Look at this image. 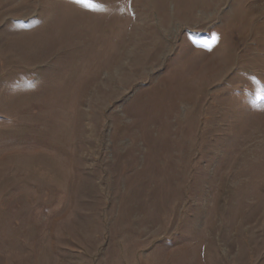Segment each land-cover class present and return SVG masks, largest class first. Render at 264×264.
<instances>
[{
  "label": "rangeland",
  "instance_id": "obj_1",
  "mask_svg": "<svg viewBox=\"0 0 264 264\" xmlns=\"http://www.w3.org/2000/svg\"><path fill=\"white\" fill-rule=\"evenodd\" d=\"M0 264H264V0H0Z\"/></svg>",
  "mask_w": 264,
  "mask_h": 264
}]
</instances>
